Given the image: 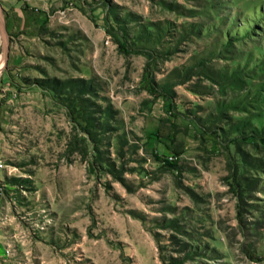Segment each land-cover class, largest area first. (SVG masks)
<instances>
[{"label": "rangeland", "instance_id": "374dc122", "mask_svg": "<svg viewBox=\"0 0 264 264\" xmlns=\"http://www.w3.org/2000/svg\"><path fill=\"white\" fill-rule=\"evenodd\" d=\"M16 6L0 264H264V0Z\"/></svg>", "mask_w": 264, "mask_h": 264}, {"label": "crops", "instance_id": "0c3cea01", "mask_svg": "<svg viewBox=\"0 0 264 264\" xmlns=\"http://www.w3.org/2000/svg\"><path fill=\"white\" fill-rule=\"evenodd\" d=\"M25 13H28L25 7L16 6L9 11L0 7V44L6 48V52L8 53L6 63L17 61V53L10 50L12 47V33L14 30L18 31L17 29H19L20 24V22L15 24L14 18L19 19L20 16L23 18ZM1 66L0 63V67Z\"/></svg>", "mask_w": 264, "mask_h": 264}, {"label": "trees", "instance_id": "16d2710c", "mask_svg": "<svg viewBox=\"0 0 264 264\" xmlns=\"http://www.w3.org/2000/svg\"><path fill=\"white\" fill-rule=\"evenodd\" d=\"M78 81H80V80L79 79L60 80V79H57V78H49V79L44 78V79L41 80V84L43 86H46V87H48V88H50V89H52V90L57 92L59 90V86L56 85V84H65V83H67L68 85H70L72 82L74 83V82H78ZM167 165H168V167H172L174 164H173V162L167 161Z\"/></svg>", "mask_w": 264, "mask_h": 264}, {"label": "built area", "instance_id": "2783aa9c", "mask_svg": "<svg viewBox=\"0 0 264 264\" xmlns=\"http://www.w3.org/2000/svg\"><path fill=\"white\" fill-rule=\"evenodd\" d=\"M7 1H13V0H7ZM3 170H4V164H3V161L0 159V175L1 173H3Z\"/></svg>", "mask_w": 264, "mask_h": 264}]
</instances>
